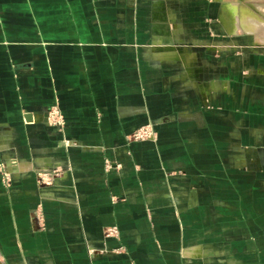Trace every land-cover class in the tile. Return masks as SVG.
I'll list each match as a JSON object with an SVG mask.
<instances>
[{"label":"crops","instance_id":"obj_1","mask_svg":"<svg viewBox=\"0 0 264 264\" xmlns=\"http://www.w3.org/2000/svg\"><path fill=\"white\" fill-rule=\"evenodd\" d=\"M174 7L0 0V264H264V46Z\"/></svg>","mask_w":264,"mask_h":264},{"label":"rangeland","instance_id":"obj_2","mask_svg":"<svg viewBox=\"0 0 264 264\" xmlns=\"http://www.w3.org/2000/svg\"><path fill=\"white\" fill-rule=\"evenodd\" d=\"M174 2V9L181 16L179 23L185 30L189 27L191 31L190 35L183 31L185 39L190 41L194 39L197 48L203 47L205 40H209V35H212L213 39L220 33L224 37L227 36L229 44L231 41L240 43L242 40L245 46L254 43L264 46V0H174ZM223 24L226 25L225 28ZM142 130L140 127L133 131L129 140L145 141L155 137V130L148 136L144 134L140 136ZM106 166L109 168L110 163L106 162ZM3 174L5 185H9L10 176L6 171ZM58 175L60 171L57 170L39 171L38 183L51 184ZM119 233L116 226L103 229L105 238L119 237Z\"/></svg>","mask_w":264,"mask_h":264},{"label":"built area","instance_id":"obj_3","mask_svg":"<svg viewBox=\"0 0 264 264\" xmlns=\"http://www.w3.org/2000/svg\"><path fill=\"white\" fill-rule=\"evenodd\" d=\"M49 124L52 127L55 128H63L65 125V120L63 117V114L61 112V110L59 109V107L57 106H53L50 110H49ZM142 132L140 134V136H142V134L148 136L149 134L153 133V126L149 125V126H144L142 127ZM66 146H70L71 142H65ZM45 178V177H44Z\"/></svg>","mask_w":264,"mask_h":264}]
</instances>
